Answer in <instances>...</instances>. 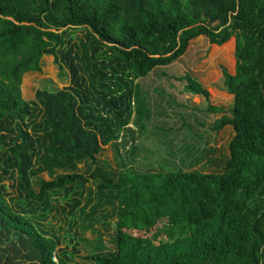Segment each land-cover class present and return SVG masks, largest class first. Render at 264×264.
<instances>
[{
  "label": "trees",
  "instance_id": "trees-1",
  "mask_svg": "<svg viewBox=\"0 0 264 264\" xmlns=\"http://www.w3.org/2000/svg\"><path fill=\"white\" fill-rule=\"evenodd\" d=\"M74 29L86 40L71 45ZM199 36L227 50L236 42V72H223L233 108L212 127L235 133L224 171L130 170L115 179L96 166L134 117L140 127L152 117L136 80L177 61ZM49 55L68 64L71 85L25 100L24 75L41 72ZM180 80L187 94L209 98L191 75ZM86 160L90 176L77 173ZM0 170L19 196L12 205L0 175V264H74L41 222L56 194L89 179L99 182L98 205H117L106 249L84 258L94 264H264V0H0ZM56 170L67 173L39 176Z\"/></svg>",
  "mask_w": 264,
  "mask_h": 264
},
{
  "label": "rangeland",
  "instance_id": "rangeland-1",
  "mask_svg": "<svg viewBox=\"0 0 264 264\" xmlns=\"http://www.w3.org/2000/svg\"><path fill=\"white\" fill-rule=\"evenodd\" d=\"M71 31V45L86 40L85 29ZM232 39L234 45L227 50L215 48L206 37L199 36L190 42L187 51L177 61L136 80L152 117L145 121L143 127L134 122V117L117 143L103 147L95 165L115 179L121 171L130 170L137 173L171 170L222 173L230 155L228 146L235 133L231 126L219 132L212 127L217 119L231 114L234 104V96L226 92L223 85L224 70L231 75L236 72V42L235 38ZM41 65V72H30L23 77L21 89L27 101L35 99L37 90H62L71 85L69 66L65 62L62 61L60 66L49 55L42 58ZM75 65L87 83L88 75L79 59L75 60ZM186 74L207 89L208 99L187 94L186 81L180 80ZM25 79L32 86L27 91L24 90ZM209 106L219 108L220 112L211 114L207 111ZM95 165L90 160L83 161L77 165V173L90 176ZM66 173L56 170L53 174L43 172L39 176L50 181ZM0 175L4 176L2 184L8 194L7 199L17 206L16 182L1 170ZM98 184L89 179L83 186L74 184V189L67 195L64 191L59 192L52 198V211L47 220L41 222L42 228L50 235L60 238L59 248L74 252V264H94L84 258L105 250L104 241L113 233L117 205L105 204L104 201L98 205ZM32 188L39 191L37 177L32 179ZM74 198L79 200V205L72 212Z\"/></svg>",
  "mask_w": 264,
  "mask_h": 264
}]
</instances>
